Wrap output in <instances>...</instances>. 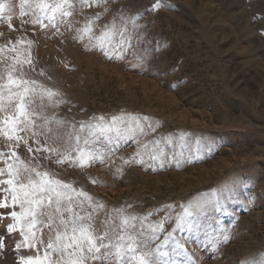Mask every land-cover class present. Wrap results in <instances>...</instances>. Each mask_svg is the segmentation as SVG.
I'll return each instance as SVG.
<instances>
[{
  "label": "rangeland",
  "instance_id": "rangeland-1",
  "mask_svg": "<svg viewBox=\"0 0 264 264\" xmlns=\"http://www.w3.org/2000/svg\"><path fill=\"white\" fill-rule=\"evenodd\" d=\"M36 2L30 0L33 7ZM0 3V77L6 78L10 57L31 59L34 71L25 63L24 77L56 93L43 115L64 122L55 143L40 129L24 134L27 144L12 142L20 160L86 192L93 206L103 205L93 228H107L113 242L122 220L135 218L125 238L147 242L140 252L154 250L183 215L181 205L204 201L207 213L195 218L201 231L173 256L178 264H264V0H98L83 7L76 0L72 17L57 16L58 31L34 27L38 13L26 7L21 16V0ZM121 34L131 44L122 59L114 54ZM13 46L16 51H8ZM113 117H125L116 124L122 138L117 144L111 133L108 143L92 145V166H70L78 159L57 163L60 155L44 151L72 152L77 134L84 148L88 133L79 132L81 122L107 126ZM165 140L184 145V155L155 143ZM158 149L164 150L162 169ZM11 150L0 137V152ZM173 154L179 167L169 160ZM0 168L6 169L2 159ZM0 198L10 205L0 208V264L43 257L55 233L39 228L43 246L25 247L19 230L7 231L14 223L9 214L20 209L11 206L9 192ZM174 240L187 236L177 233ZM175 248L169 241V251Z\"/></svg>",
  "mask_w": 264,
  "mask_h": 264
},
{
  "label": "snow or ice",
  "instance_id": "snow-or-ice-1",
  "mask_svg": "<svg viewBox=\"0 0 264 264\" xmlns=\"http://www.w3.org/2000/svg\"><path fill=\"white\" fill-rule=\"evenodd\" d=\"M98 0H82L81 6H91ZM112 3L113 0H107ZM76 0H37L35 6L30 4V0H21V16L26 14L25 8H32L35 15L33 26L39 25L41 30L52 27L59 30L56 23L57 16L61 21L68 20L74 15ZM5 10L4 3H0V14ZM9 21L11 16L7 18ZM9 27H12L9 24ZM66 27H71V21H68ZM16 43H20L17 41ZM108 47H113L109 43ZM131 47L130 41L125 44L123 34L118 40V47L115 55L123 58L125 51ZM4 49H0L2 53ZM15 52V46L8 49ZM100 51L111 60L112 56L108 54L105 47ZM12 63L6 67V78L0 77V137H2L8 146L13 148L9 153L0 152V159L4 160L6 169L0 168V177L7 175V178H0V185H7L8 188H0V192H9L11 194V206L18 207L19 213L12 211L9 215L14 223L7 226V231L11 234L19 230L25 247L36 248L37 243L43 246V240L37 236L39 228H47L49 233H55L54 238L50 235L45 247L43 257L41 255L21 257L20 264H178L173 258L179 255L180 251L186 249L187 243H195V233L201 231V225L196 222V216L207 213V204L204 201H196L187 207L181 205L183 215L177 216L176 226L167 235L164 236V243L157 244L154 250L140 252L139 248L146 247L147 242L138 238L129 236L125 238L124 232L127 227H133L135 218H132L129 224L128 218L122 220L120 234L117 236L118 242H113L108 238V229L97 233L93 228L95 216L103 208L101 204H95L92 198L86 192L77 190L71 184H66L58 179L52 178L47 172L37 170L30 164L20 160L19 155L14 150V145L18 146L21 141L27 144L25 133L31 132L32 136L37 135L36 129L46 139L51 138L55 143L62 137L60 126L64 123L62 120L53 119L43 115V110L54 104V91L39 84L34 79L24 77V64L27 63L34 71L31 59L27 61L20 58V55L10 57ZM19 73V75H17ZM6 80V82H4ZM35 106V107H34ZM102 119V118H99ZM147 120L146 117L137 118ZM125 120V117H113L110 125L85 124L81 122L79 132H85L84 148L80 147L81 137L76 135L75 148L72 152L64 150L61 155L56 148H44V151L60 155L57 163H64L66 160L80 161L78 165L70 166H92V161L96 158L92 145L100 146V141L109 142V135L116 133L117 141L122 138L120 129L116 127L118 121ZM43 121V124H38ZM128 127V126H126ZM94 129V131H93ZM131 131V128H128ZM149 130H152L149 128ZM132 139V137H128ZM38 143V142H37ZM126 143V142H125ZM157 145L164 143L169 151L175 153L179 151V156L184 155V145L178 148L172 141H156ZM146 147V146H145ZM33 149L29 148V152ZM40 151V149H36ZM159 159V168L164 167L163 149ZM153 161L157 160L155 154L150 156ZM170 161L176 162L179 167V158L173 154L169 157ZM156 171L157 168H153ZM226 191H230L227 190ZM213 195H217L213 193ZM219 202L218 199L216 201ZM7 198H0V208L9 207ZM2 218V217H0ZM108 221H103L102 225H107ZM143 230V229H142ZM151 231V230H150ZM161 231H163L161 227ZM179 233L181 237L187 236L183 243L176 242L174 237ZM193 233V235H189ZM4 238L0 237V248H3ZM169 241L176 243V248L169 251ZM223 243L229 242V237L224 236ZM17 248L21 244L16 245ZM116 249L114 252L113 249ZM39 252V250H37ZM185 255L187 253L185 252ZM55 256L56 259L51 257Z\"/></svg>",
  "mask_w": 264,
  "mask_h": 264
},
{
  "label": "bare ground",
  "instance_id": "bare-ground-1",
  "mask_svg": "<svg viewBox=\"0 0 264 264\" xmlns=\"http://www.w3.org/2000/svg\"><path fill=\"white\" fill-rule=\"evenodd\" d=\"M242 34H243V33H242ZM245 34H247V33L245 32ZM245 34H244V36H245ZM248 37H250V36L247 35V38H248ZM248 39H249V38H248Z\"/></svg>",
  "mask_w": 264,
  "mask_h": 264
}]
</instances>
